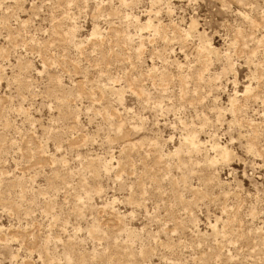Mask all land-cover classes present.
Here are the masks:
<instances>
[{
	"label": "rangeland",
	"instance_id": "rangeland-1",
	"mask_svg": "<svg viewBox=\"0 0 264 264\" xmlns=\"http://www.w3.org/2000/svg\"><path fill=\"white\" fill-rule=\"evenodd\" d=\"M0 264H264V0H0Z\"/></svg>",
	"mask_w": 264,
	"mask_h": 264
},
{
	"label": "bare ground",
	"instance_id": "bare-ground-1",
	"mask_svg": "<svg viewBox=\"0 0 264 264\" xmlns=\"http://www.w3.org/2000/svg\"><path fill=\"white\" fill-rule=\"evenodd\" d=\"M247 89H249V88H247ZM193 143H194V141H192ZM200 142V140H198V141H195V143H199Z\"/></svg>",
	"mask_w": 264,
	"mask_h": 264
}]
</instances>
